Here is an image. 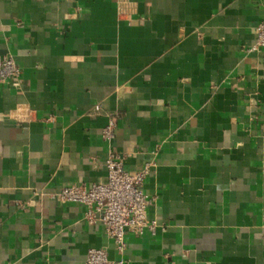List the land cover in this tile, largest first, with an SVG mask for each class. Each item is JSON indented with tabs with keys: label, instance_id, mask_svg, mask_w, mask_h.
I'll use <instances>...</instances> for the list:
<instances>
[{
	"label": "crops",
	"instance_id": "1",
	"mask_svg": "<svg viewBox=\"0 0 264 264\" xmlns=\"http://www.w3.org/2000/svg\"><path fill=\"white\" fill-rule=\"evenodd\" d=\"M264 0H0V264H264ZM115 120L112 141L104 128ZM150 163L120 254L63 186Z\"/></svg>",
	"mask_w": 264,
	"mask_h": 264
},
{
	"label": "built area",
	"instance_id": "2",
	"mask_svg": "<svg viewBox=\"0 0 264 264\" xmlns=\"http://www.w3.org/2000/svg\"><path fill=\"white\" fill-rule=\"evenodd\" d=\"M255 44L253 49L264 47V20L254 29ZM20 67L11 55L0 57V82L18 76ZM115 120L103 130V137L112 141L115 136ZM108 170L105 182L72 184L63 186L59 199L64 203H79L86 206L85 217L90 223L100 222L108 238L124 254L127 245V231L142 234L146 229L156 232L159 222L150 219L147 208L156 200V196L145 192L142 185L151 173V164L147 163L138 172L131 173L125 169L122 158L111 152L106 159ZM86 264H127L124 258L113 260L109 257L106 246L91 247L88 250Z\"/></svg>",
	"mask_w": 264,
	"mask_h": 264
}]
</instances>
